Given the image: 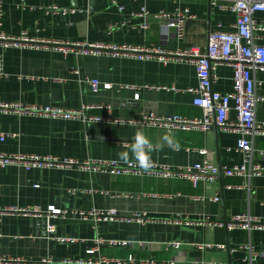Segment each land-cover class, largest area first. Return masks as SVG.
I'll return each instance as SVG.
<instances>
[{
  "label": "crops",
  "instance_id": "obj_1",
  "mask_svg": "<svg viewBox=\"0 0 264 264\" xmlns=\"http://www.w3.org/2000/svg\"><path fill=\"white\" fill-rule=\"evenodd\" d=\"M234 0H2L0 31L19 36L23 31L33 39L82 41L116 45H162L175 50L207 43L208 33L217 27L231 29L235 13L220 5L229 6ZM74 8L73 13H54L51 5ZM121 5L123 9H119ZM146 9L148 16H133ZM165 10H187L191 15L185 23L184 35L178 39L171 28L166 33L162 20L152 13ZM254 18L264 23V12ZM147 21L146 31L139 27ZM258 43L264 44V31ZM0 100L27 104L56 105L78 109L84 103L109 104L105 108L90 109V113L135 119L143 112L161 115L199 117L202 109L192 103L193 94L187 90L197 85L192 63L182 59L162 61L159 58L138 59L133 55L106 52L81 54L74 50L54 49L30 44L4 46L0 43ZM76 71V72H75ZM259 79L264 72L255 73ZM97 79L110 88L97 92L85 79ZM146 85L165 87L146 88ZM232 69L219 65L213 88L221 92L232 90ZM131 87V88H126ZM264 96V86L256 89ZM138 98H134V95ZM232 119L234 112L230 113ZM257 121L264 122V101L255 110ZM143 132L152 144L150 164L167 165L174 169L206 159L217 166H231L242 162L236 151L239 134L222 131L213 126L209 130H177L108 121L84 123L77 119L18 115L0 111V152L53 155L58 159H74L79 164L58 167L25 169L18 164L0 167V207L30 206L45 211L50 206L61 209L65 216L52 219L55 235L73 237L76 242L58 243L37 225L32 215L0 214V255L26 257L37 260L51 256L94 258L85 252L90 240L99 235L107 239H126L128 246H102L101 253L125 257L152 258L156 262L190 264L192 261H211L243 264L253 245L256 261L264 262V233L236 227L202 223L181 224L161 221L176 216L191 220L208 217L224 221L232 215L247 213L264 217V175L246 179L242 176L221 175L215 181L201 180L197 186L187 180L154 174L111 175L85 169L81 164L89 159H115L121 163L139 162L130 149L137 132ZM15 134L11 136L10 134ZM169 136V145L162 137ZM252 159L264 165V135H255ZM204 149L205 153H200ZM129 152L122 160L119 153ZM73 191V193H69ZM214 195L218 201L210 200ZM197 197H200L197 198ZM93 205L113 208L120 215L144 212L152 221L83 220L73 209ZM179 241V247L164 242ZM201 245V246H200ZM223 245V246H221Z\"/></svg>",
  "mask_w": 264,
  "mask_h": 264
},
{
  "label": "built area",
  "instance_id": "obj_2",
  "mask_svg": "<svg viewBox=\"0 0 264 264\" xmlns=\"http://www.w3.org/2000/svg\"><path fill=\"white\" fill-rule=\"evenodd\" d=\"M209 4H215L218 0H207ZM111 3L117 5V0H111ZM22 6L25 0H21ZM119 9H123L118 5ZM235 13V21L231 29L224 30L217 27L208 33L207 43L204 48L196 45L184 48L170 50L162 45H116L108 43H88L82 41H58L57 39H33L27 36L23 31L19 36H11L0 31V43L4 46H23L30 44H41L54 49L74 50L81 54H94L106 52L113 55L119 53L133 55L138 59L159 58L162 61L172 59H182L192 63L196 70L197 85L188 88L192 94V103L202 109V115L199 117H186L182 115H161L153 111L143 112L135 119H123L114 117L110 113L106 116L90 113V109L105 108L110 112L109 104H90L84 103L80 108H62L56 105L27 104L20 101H1L0 111L3 113H13L18 115H34L49 118L77 119L84 123L108 121L110 123H131L146 126H153L165 129L172 133L177 130H209L213 126L222 131L238 133L236 151L242 155V162L231 166H217L204 159L201 162L183 167L170 168L167 165L150 164L148 168L141 167L139 162L126 161L119 162L115 159H89L85 160L81 166L91 171L109 173L111 175L127 174H154L182 178L187 180L194 187L201 180L215 181L221 175L242 176L249 179L253 176L264 175V165L254 162L252 159L254 147L252 139L255 135H264V122L257 121L255 117L256 105L264 101V96L257 93L256 89L264 86V78L259 79L255 73L264 72V44L258 43L260 33L264 31V23L254 18L257 12H264V0H234L229 6L221 4V9L228 8ZM49 10L54 13L61 12L73 13L74 8H59L58 5H51ZM2 11V0H0V15ZM148 16L146 9L133 12V16ZM153 18L162 20L161 26L169 32L172 28L174 35L180 39L184 35L185 23L191 15L187 10L165 11L160 10L151 14ZM143 30L150 28L147 21L139 24ZM228 65L232 69V90L221 92L213 88V82L216 79V69L219 65ZM1 70V61H0ZM76 72V71H75ZM91 91L97 92L101 88H110L109 83L100 84L97 79H85ZM146 88L161 89L165 87L146 85ZM131 88V87H126ZM138 98V95H134ZM234 112L235 118L230 117ZM14 136L15 134H10ZM5 135L0 133V140ZM200 153H205L204 149H199ZM260 155H264V150H259ZM10 164H18L25 169H40L49 167H58L66 165L79 164L74 159H58L53 155H38L27 153H4L0 152V167ZM69 193H73L70 191ZM200 199V197H197ZM212 201H218L219 196L214 195L210 198ZM61 209L50 206L42 211L37 207L30 206H9L0 207V214L32 215L37 219H45V230L48 237L58 243L76 242L78 239L73 237H63L55 235V224L52 219L59 216H65ZM83 220H126L136 222L152 221L144 212H133L129 215H120L113 208H102L93 205L86 209H73L70 211ZM161 221H171L173 223L190 224L193 222L207 225L224 226L233 229L240 227L248 231L258 230L264 233V217L240 213L232 215L229 219L222 221H211L208 217L191 220L187 217L176 216L164 217ZM131 243L126 239H107L99 235L93 237L85 248V252L94 258L82 257H63L55 260L51 256H45L41 259L33 260L26 257H5L0 255V264H175L174 262L164 261L156 262L152 258H137L129 253L125 257L109 256L101 253L102 246H120L125 247ZM179 241H167L164 245L174 248L180 246ZM201 246V245H200ZM223 246V245H221ZM249 249V257L244 259L243 264H264L255 260L257 251L253 245H243ZM190 264H225L211 261H192Z\"/></svg>",
  "mask_w": 264,
  "mask_h": 264
},
{
  "label": "clouds",
  "instance_id": "obj_3",
  "mask_svg": "<svg viewBox=\"0 0 264 264\" xmlns=\"http://www.w3.org/2000/svg\"><path fill=\"white\" fill-rule=\"evenodd\" d=\"M162 139L169 145H171L172 141L169 136L165 135L162 137ZM133 140L134 142L130 149L131 153L135 154L141 167L148 168L150 166L149 153L152 150V144L149 142L142 131L137 132L134 135ZM119 155L122 160H127L129 158V152L127 151H122L121 153H119Z\"/></svg>",
  "mask_w": 264,
  "mask_h": 264
},
{
  "label": "water",
  "instance_id": "obj_4",
  "mask_svg": "<svg viewBox=\"0 0 264 264\" xmlns=\"http://www.w3.org/2000/svg\"><path fill=\"white\" fill-rule=\"evenodd\" d=\"M37 225H39L41 228H45V219H37Z\"/></svg>",
  "mask_w": 264,
  "mask_h": 264
}]
</instances>
